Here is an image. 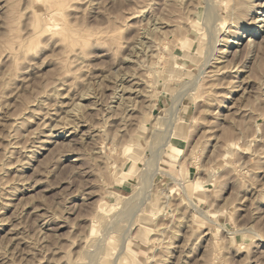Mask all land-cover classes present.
Wrapping results in <instances>:
<instances>
[{
    "label": "rangeland",
    "instance_id": "obj_1",
    "mask_svg": "<svg viewBox=\"0 0 264 264\" xmlns=\"http://www.w3.org/2000/svg\"><path fill=\"white\" fill-rule=\"evenodd\" d=\"M153 1L0 0V264H264V0Z\"/></svg>",
    "mask_w": 264,
    "mask_h": 264
},
{
    "label": "bare ground",
    "instance_id": "obj_2",
    "mask_svg": "<svg viewBox=\"0 0 264 264\" xmlns=\"http://www.w3.org/2000/svg\"><path fill=\"white\" fill-rule=\"evenodd\" d=\"M155 1V0H154ZM153 1V2H154ZM166 2L168 1V0H165ZM169 1H174L175 3H182V0H169ZM189 1V0H188ZM195 1V0H194ZM206 1H208V0H206ZM61 2V1H60ZM5 3H8V2H6L5 1ZM173 3V2H172ZM174 3V4H175ZM188 3V2H187ZM207 4H208V2H206ZM255 3H258V2H255ZM59 4H62V3H59ZM167 4V3H166ZM185 4H186V1H185ZM11 5V4H10ZM171 5H173V4H171ZM170 5V6H171ZM176 5H178V4H176ZM176 5H174V7L176 6ZM251 5H255V4H251ZM250 5V6H251ZM264 5V4H263ZM169 6V5H168ZM184 6V5H183ZM215 6V5H214ZM248 6V5H247ZM14 7V6H13ZM216 7V6H215ZM241 8V6H238V8ZM171 8V7H170ZM178 8H180V7H178ZM192 8V7H191ZM205 9H207V11H206V16H205V21H207L208 23L210 22V20H211V22H212V19L211 18H213L214 16L212 15V11H211V9H210V7H207V5H206V8ZM239 10H241V9H239ZM252 10V9H251ZM258 10V9H257ZM184 11V10H183ZM233 11V10H232ZM231 11V12H232ZM236 11H238L237 9H236ZM246 11H248L247 9H246ZM174 12V11H173ZM187 12V11H186ZM235 12V11H234ZM239 12V11H238ZM6 13V12H5ZM175 13V12H174ZM242 13V12H241ZM244 13H245V11H244ZM247 13V12H246ZM246 13H245V15H246ZM250 13H251V11H250ZM257 14H256V16H252V20H251V22L253 21V23H256L255 24V26H254V29H252V30H249V28L248 27H245L243 30H240V31H238V34H236L235 36H234V39H233V44H235L236 46L237 45H239L240 43H241V40L243 39V38H245V37H247L248 35H251L252 33H258V29H260L263 25H264V6H262V7H260V9H259V11L258 12H256ZM10 14V13H9ZM230 14V13H229ZM243 14V13H242ZM249 15V14H248ZM213 16V17H212ZM220 16V15H219ZM234 16V15H233ZM243 16V15H242ZM251 16V15H250ZM13 17H14V15H13ZM228 17V16H227ZM238 17V16H237ZM239 17H241V15L239 16ZM245 17V16H244ZM221 19V18H220ZM237 19V18H236ZM241 19V18H240ZM248 19V18H247ZM250 19V18H249ZM179 20V19H178ZM177 20V21H178ZM214 20V19H213ZM231 20H232V18H231ZM238 20V19H237ZM236 20V21H237ZM233 21V20H232ZM157 21L155 20V23H156ZM215 22H217V20L215 21ZM160 23V22H159ZM233 23V22H232ZM231 23V24H232ZM247 23V22H246ZM175 24H177V23H175ZM181 24V23H180ZM211 24V23H210ZM210 24H208V25H210ZM213 24V27L211 26V27H207L206 29H207V34H209V37L210 38H207L208 40H209V48H208V50H207V53H206V57H205V65H204V67H205V69H202L201 70V72L199 71V73H202L203 74V72L206 70V66L207 65H209L208 63H209V61L210 60H213L214 58H215V60H217L216 62H221V61H223V60H220V58H223V57H225L227 54H228V52H229V49L231 48V44H225L226 45V47H224V49L222 48V47H219V49H221L220 50V54L219 55H217V47H216V44L218 45V43L217 42H219V40H223V37L222 38H219L220 37V27L219 28H217V27H215V26H217L216 24H214V22L212 23ZM211 24V25H212ZM242 24V23H241ZM155 26V25H154ZM231 26H233V25H231ZM237 26V25H236ZM244 26V25H243ZM49 27V26H48ZM230 28V27H229ZM232 28V27H231ZM152 29V28H151ZM156 29V28H155ZM157 30V29H156ZM55 31V30H54ZM237 33V32H236ZM71 34V33H70ZM74 34V33H73ZM148 34V33H147ZM228 34V33H227ZM146 35V34H145ZM225 35V34H224ZM73 35L71 34V37H72ZM148 37V36H147ZM226 37V36H225ZM146 38V37H145ZM70 39V38H69ZM149 40L150 39H148V41L146 40V42L148 43L149 42ZM76 41H77V39H76ZM144 41V40H143ZM142 41V42H143ZM71 42H72V40H71ZM145 42V41H144ZM143 42V43H144ZM152 42V41H151ZM252 42V41H251ZM69 43V42H68ZM72 44V43H71ZM139 44V43H138ZM255 44V43H254ZM70 45V44H69ZM146 45V44H145ZM148 45V44H147ZM146 45V46H147ZM71 46V45H70ZM148 47V46H147ZM218 49V50H219ZM144 54H145V52H144ZM217 55V57L215 56V57H213V55ZM139 55V54H138ZM212 57H213V59H212ZM214 60V61H215ZM211 63H213V62H211ZM218 64V63H217ZM217 64H215L216 66H218ZM139 65V64H138ZM212 65H214V64H212ZM215 65L213 66V67H215ZM223 66V65H222ZM218 68H219V66H218ZM220 69V68H219ZM221 69H223V68H221ZM212 70H214V69H212ZM216 70V69H215ZM214 72V71H213ZM218 72V71H217ZM216 72V73H217ZM198 73V74H199ZM207 73V72H206ZM211 73H212V71H211ZM220 73H222V72H220ZM217 74H219V73H217ZM201 75V74H200ZM133 76V75H132ZM131 76V77H132ZM203 76V75H202ZM196 77V76H195ZM194 77V78H195ZM209 77H210V75H209ZM133 78V77H132ZM132 78H130L128 81H133V79ZM138 78V77H137ZM194 78H193V80H194ZM135 80V79H134ZM198 80H200V76H197L196 77V79L194 80V82H192V85H194V86H196V84L199 82ZM142 82V81H141ZM123 83V82H122ZM138 83L139 82H137V81H133L132 82V84H130V85H128V86H124V88L122 89V98H124V100H125V102L127 101V100H130V96L132 95V94H140L139 92V87L138 88H136L137 86H138ZM124 85V84H123ZM120 86V85H119ZM135 86V87H134ZM194 86H192V87H194ZM115 87H117V86H115ZM192 87L190 88V89H192ZM187 88H188V86H187ZM186 88V89H187ZM237 88V87H236ZM141 89V88H140ZM186 89H184L183 90V92L186 90ZM114 90V89H113ZM144 90V89H143ZM143 90L141 91V92H143ZM146 92H147V90H146ZM182 92V91H181ZM180 93V94H178L177 95V98H175V101H174V103H173V111H174V114H175V111L176 110H178V108H177V106H179L178 104L179 103H181V101H182V97H183V95H184V93ZM186 92V91H185ZM120 93V92H119ZM144 93V92H143ZM186 94V93H185ZM113 95V94H112ZM120 95V96H121ZM138 96V95H137ZM148 96V95H147ZM118 98V97H117ZM132 99V98H131ZM122 102V101H121ZM124 102V101H123ZM125 102H124V105H125ZM130 102V101H129ZM134 102V101H133ZM119 103H120V100H119ZM126 103H128V102H126ZM121 105H118V109H119V107H121L122 106V103H120ZM131 104H132V102H131ZM78 105V104H77ZM122 107H124V106H122ZM133 109V108H132ZM171 114H173L172 112H171ZM171 116V115H170ZM173 116H175V115H172V119L171 118H169V121H167L168 122V124H167V128L165 129L167 132H168V135H166L167 136V138H166V140H165V142H164V140H163V142H164V145H166V144H168L169 142H170V140H169V137L171 136V134H172V132H173V129H172V127H173V122H172V120H173ZM166 132V133H167ZM165 133V131L163 132V134ZM163 134H161V135H163ZM157 138H158V136H157ZM43 141V140H42ZM158 147H160V146H158ZM126 149V152H129L130 151V149H131V147L130 146H128L127 148H125ZM156 150V149H155ZM160 151V150H159ZM161 152V151H160ZM159 152V153H160ZM159 153H158V155H159ZM158 158H159V156H158ZM153 162V161H152ZM185 187V186H184ZM184 190H185V188H183V192H184ZM139 205V204H138ZM134 208H135V206H134ZM128 209H130L129 208V206H128ZM125 210V209H124ZM120 216V215H119ZM117 219V218H116ZM118 220V219H117ZM133 220V219H132ZM127 232V231H126ZM93 256V255H92ZM96 256V255H95ZM119 256H121V252L119 253V254H117V256L115 257L116 258V263H117V261L119 260ZM214 257H216V256H214ZM92 258H94V256L92 257ZM114 258V259H115ZM114 262V263H115ZM119 263V262H118ZM117 263V264H118Z\"/></svg>",
    "mask_w": 264,
    "mask_h": 264
}]
</instances>
